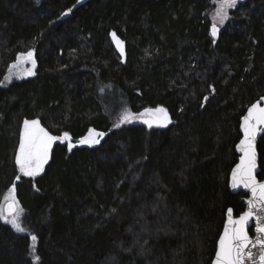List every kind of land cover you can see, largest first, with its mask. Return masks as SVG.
Wrapping results in <instances>:
<instances>
[{"label":"trees","instance_id":"1","mask_svg":"<svg viewBox=\"0 0 264 264\" xmlns=\"http://www.w3.org/2000/svg\"><path fill=\"white\" fill-rule=\"evenodd\" d=\"M217 2L0 0V206L15 185L30 232L0 219V264H211L228 208L246 209L229 176L241 119L264 96V0H240L223 24ZM29 50L35 74L5 84ZM157 107L177 123H119ZM25 120L74 142L106 135L60 141L29 177L15 162ZM258 150L263 179L264 134Z\"/></svg>","mask_w":264,"mask_h":264},{"label":"snow or ice","instance_id":"2","mask_svg":"<svg viewBox=\"0 0 264 264\" xmlns=\"http://www.w3.org/2000/svg\"><path fill=\"white\" fill-rule=\"evenodd\" d=\"M218 2L220 3V8L216 12V17L219 23L223 24L227 18L226 9L235 7L237 0H218ZM217 32V24L213 23L211 29L212 36L215 37ZM112 35L115 37V33H112ZM122 44V41L117 40V46L120 47L121 52H123ZM24 60L31 61L34 68V50L21 53L18 57V62ZM26 74L31 76L35 73L32 69H28ZM261 100H264V97H261ZM143 117H147L144 122L149 127L153 123L166 125L171 122L167 110L162 107L145 109L139 116L125 111L121 116V122H130L132 119ZM262 125H264V107L257 101L248 108L247 115L243 117L241 128L244 135L237 145V148L243 155L240 157V163L232 171V187L243 186L251 192V198L247 201L248 210L243 212L237 219L232 218V209L228 210L229 219L225 225L223 234L219 238L213 264H246V262L264 264V183L258 182L254 175L257 166L254 141L257 134L264 131V128L260 127ZM94 131V129H90L89 135L81 138L78 143H98V140L91 139ZM96 135L103 136L104 134L96 133ZM58 140L61 142L65 140L69 141V151L74 147L67 132L62 136H53L41 126L39 120H25L20 136L19 148L15 156V162L19 167V171L29 177L38 175L43 171L44 165L48 162L53 143ZM14 193L15 185L9 189L8 196L5 198L7 201L6 210L4 206H0V219L11 223L17 231L23 232L25 229L21 226L19 219L23 210L18 206ZM251 221L255 222V231L258 234L255 240L250 238L247 231V227ZM36 239L37 237L33 235L32 240L35 241ZM257 246L260 249L258 256L252 251V248Z\"/></svg>","mask_w":264,"mask_h":264},{"label":"water","instance_id":"3","mask_svg":"<svg viewBox=\"0 0 264 264\" xmlns=\"http://www.w3.org/2000/svg\"><path fill=\"white\" fill-rule=\"evenodd\" d=\"M69 12H70V11H67V12L65 13V15H68ZM112 33H115V37L112 35ZM110 39H111V42L113 43V45H114V47H115L117 53L121 56V58H122V62H123V63H126L127 55H128V53H127V42H126V40H125L122 36H120V35L118 34V32H117L115 29H112V30L110 31ZM117 40L123 42V44H122L123 52H121L120 47L117 46ZM34 55H35V51H34ZM261 97H264V96H261ZM261 97L258 98V99H257L255 102H253L252 104H254V103H256L257 101H259V102H260V105H261L262 107H264V100H261ZM252 104H251V105H252ZM251 105H250L249 107H251ZM249 107H248V108H249ZM248 108H247V110H248ZM166 110H167V114H168V117H169V119H170L171 122H170V123H167L165 126H170V125L176 124L177 121L173 118L171 112H170L168 109H166ZM247 110H246V112L244 113L243 117H244L245 115H247ZM243 117H242V119H241V123H240V133H241V138H240V140L243 139V135H244V134H243V130H242V128H241V124L243 123ZM153 125H160V124L153 123ZM260 127H261V128H264V125H262V126H260ZM47 131H48L51 135L56 136V135L53 134L51 131H49V130H47ZM99 133H103L104 135H103V136H100V137L97 138V139H95V140H98V141H99L98 143L80 144V143H78V141H77V142H72V144L74 145V147H76V146H94V145H98V144L101 143V141L103 140V138H104L105 135H106V133L103 132V131H100ZM263 134H264V131L259 132V133L257 134L256 140L254 141V146H255V150H256V154H257V156H256V165H257V166H256V169H255V171H254V175H255V177H256V180H257L258 182H260V183H264V178H263V179H260L259 176H258V174L261 172V166H260V154H259V150H258V143H259V139H260V137H261ZM84 137H85V136H84ZM82 138H83V137H82ZM80 139H81V138H80ZM80 139H79V140H80ZM240 140H239V141L237 142V144H236V152H237V154L239 155V158H238L237 163H236V164L232 167V169H231L230 176H229V186H230V189H231V191H232L233 193L244 192L245 196L243 197V200H244V203H245V205H246V209H245L243 212H245V211L248 210V204H247V201H248V199L251 198V192H250V190L244 188L243 186H240V187H237V188H233V187H232V171H233V169L236 167V165H237L238 163H240V157L243 155V153L237 148V145L240 143ZM59 142H60L59 140H58V141H55V142L53 143V145H52V148H54V146H55L57 143H59ZM52 148H51V149H52ZM6 205H7V203L5 204V210H6ZM229 209H232V214H231V215H232V218H233V219H237V218H239V216L243 213V212H242V213L239 214V215H235V211H234V209H233L232 207L228 208V210H229ZM228 210H227V213H226V219H225L224 226H223V229H222V231H221L220 236L223 234V231H224L225 225L227 224L228 219H229ZM255 227H256V226H255V222H254V221H251V222L249 223L248 227H247L248 234H249L250 238H252L253 240H255L256 236L258 235V234L256 233V231H255ZM252 228H254V234H253V235H252L251 232H250V230H251ZM220 236H219V238H220ZM219 238H218V241H219ZM218 241H217L216 251H217V248H218ZM259 250H260V249H259V246L255 247V248H252V251H253L254 253H256L257 256H258V254H259ZM216 251H215V253H216ZM214 259H215V255H214L213 259H212L211 264H213ZM246 264H251V262H246Z\"/></svg>","mask_w":264,"mask_h":264},{"label":"rangeland","instance_id":"4","mask_svg":"<svg viewBox=\"0 0 264 264\" xmlns=\"http://www.w3.org/2000/svg\"><path fill=\"white\" fill-rule=\"evenodd\" d=\"M86 0H79V3H83V2H85ZM240 0H237V3L239 2ZM237 5V4H236ZM220 8V3L219 2H217V6H216V8L213 10V12H212V18L216 21V22H218L219 23V21H218V18L216 17V12H217V10ZM234 7H231V8H227L226 9V11H227V18H228V16H229V12H230V10H232ZM226 18V19H227ZM226 19H225V21H226ZM224 21V22H225ZM28 69H32V63H31V61H27V60H24V61H20V62H18V60L16 61V62H14L13 64H11V66H10V68L8 69V72H7V74H6V76H5V79H4V83L5 84H8L9 82H11L12 80H14V79H17V78H19V77H21V76H28L27 74H26V72H27V70ZM137 116H139V114H136ZM145 119H147V117H143V118H137V119H132L130 122H132V121H142V122H144V120ZM29 121H31V120H29ZM119 123L120 124H126V123H129V122H121V117H120V119H119ZM41 124V123H40ZM42 126V125H41ZM23 127H24V125H23ZM42 127H44V126H42ZM45 128V127H44ZM46 129V128H45ZM96 133H99L97 130H95L93 133H92V136H91V139H97V138H99L100 136H97L96 135ZM69 134V133H68ZM63 135V134H62ZM61 135V136H62ZM89 135V132L86 134V136H88ZM69 137H70V141H71V143L72 142H74V138L69 134ZM63 143H69V141H67V140H65V141H63ZM50 155H51V150H50ZM50 155H49V159H50ZM49 159H48V161H49ZM48 163V162H47ZM47 163L44 165V167H43V171H44V169H45V167H46V165H47ZM42 172V171H41ZM40 172V173H41ZM8 193H9V191L7 192V194L5 195V197L3 198V202H2V206H4L5 207V204L7 203V201H6V197L8 196ZM14 196H15V199H16V201H17V196H16V190H15V193H14ZM18 202V201H17ZM18 206L20 207V205H19V203H18ZM21 208V207H20ZM9 219H11V217H9ZM20 223H21V226L25 229V231H23L22 233H29L30 234V232L27 230V228H25L24 226H23V224H22V222H21V215H20ZM5 221V220H4ZM6 222V221H5ZM6 223H9V222H6ZM9 224H11V223H9ZM12 225V224H11ZM13 226V225H12ZM14 227V226H13ZM15 228V227H14ZM16 229V228H15ZM19 232H21V231H19ZM32 235V234H31ZM33 236V235H32ZM36 240L35 241H33L32 240V247H31V252H32V257H33V259H34V261H35V263H37L38 262V260H39V258H38V256L36 255ZM38 258V259H37Z\"/></svg>","mask_w":264,"mask_h":264},{"label":"flooded vegetation","instance_id":"5","mask_svg":"<svg viewBox=\"0 0 264 264\" xmlns=\"http://www.w3.org/2000/svg\"><path fill=\"white\" fill-rule=\"evenodd\" d=\"M19 56H20V55H19ZM19 56H18V57H19ZM34 59H35V66H36V64H37V62H36V55H34ZM17 60H18V58H17ZM17 60H16V61H17ZM16 61H15V62H16ZM33 69H34V68H33V66H32V71H33ZM33 72H34V71H33ZM28 76H29V75H28ZM23 77H25V76H21V77H19V78H23ZM46 130H47V129H46Z\"/></svg>","mask_w":264,"mask_h":264}]
</instances>
